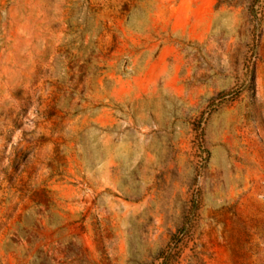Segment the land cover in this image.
Here are the masks:
<instances>
[{"label":"rangeland","instance_id":"374dc122","mask_svg":"<svg viewBox=\"0 0 264 264\" xmlns=\"http://www.w3.org/2000/svg\"><path fill=\"white\" fill-rule=\"evenodd\" d=\"M0 264H264V0H0Z\"/></svg>","mask_w":264,"mask_h":264}]
</instances>
